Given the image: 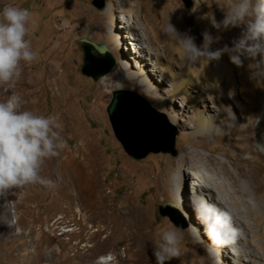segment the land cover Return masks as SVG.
Masks as SVG:
<instances>
[{
    "label": "rangeland",
    "instance_id": "1",
    "mask_svg": "<svg viewBox=\"0 0 264 264\" xmlns=\"http://www.w3.org/2000/svg\"><path fill=\"white\" fill-rule=\"evenodd\" d=\"M93 1H0V10L5 5H14L28 9L32 14L30 26L33 29V33L29 38L34 43H38L39 41L43 43L40 49L38 48V44L35 45L34 50L38 52L37 65L31 69L34 77L43 84L41 97L39 98V106L33 108V110L43 111L45 116L52 115L53 107L51 96L49 88L46 87L49 78L48 72L49 70L61 72L67 62L72 65L70 74L65 76L58 74L57 78L62 81V86L67 90L68 95H76L75 102L80 107L78 111L81 119L80 122L92 132L100 129V127L96 124L97 121L87 106L94 105L97 102L102 90L107 94L96 105H98V109L104 114V127L100 129L104 130V138L100 142L104 155V159L101 161L102 167L104 168L101 180L105 181L106 193H109L106 199L109 209L102 211H90L86 209L83 213H79L74 208L68 207L72 204L69 200L70 198L68 199L66 197L69 188L64 183L61 185V189L57 190L56 180L59 179L55 177L53 178L56 185L54 188L49 189L44 186H38L35 191L36 193H32L33 198L29 200L31 201L29 203L30 209L18 208V202L21 201L18 199L23 197L22 189L24 186L1 191L4 194L6 203L9 206L12 204L14 206L7 213H5V209L0 207V224L8 229V221L19 219L21 213L28 216V220L23 221L21 225L15 227L12 231L9 229L5 233H0V264H99L98 260L103 256L113 259L109 264H137L135 260L137 259L138 249L141 246L146 248L147 254L151 259V264H156L153 251L158 243H160L162 231L172 228L180 229L171 222L169 217L159 215V206H164L165 208L170 206L172 209L178 210L180 212L179 218L181 219V226H187L185 229H180L184 236L182 255L178 259H172L166 262V264H224L222 262L223 259L221 261L218 254L214 257L211 255V247L209 248V246L212 244L209 243L204 226L202 225V231L196 229V225L202 223L197 215V204H193L195 199L192 198V195L189 196L188 194V198L184 201L185 203L181 200L180 196L188 193L187 191L185 193L187 186L185 187V184L182 185L183 182L177 183L174 180L175 172L181 167L182 173L184 170V174L188 175L189 172H193L198 166L197 161L192 165L184 164L180 160V157L185 155L186 150L192 151L195 149L202 156L205 155L222 160L223 163L229 165L231 172L235 176L241 175V171L243 173L248 172V167L252 166L256 175L259 173V178L262 180L264 179V159L249 154L247 150L248 145L241 141V137L231 133L229 139H222L220 137H214L212 139L204 137L194 138L191 136L192 133H197L199 130V126L197 125L196 119L194 120L193 115L194 109L200 107V103L195 100L198 97L195 86L201 82L200 73L199 71L194 72L191 70L180 76L179 74L182 71L179 68V64L175 60L167 59L164 55L167 48L164 42L151 44L148 36L143 35V38L140 40V47L142 48L141 54L151 59L149 49L153 47L156 54L157 52L159 53V63L163 67H168L172 75H178L183 81L186 79L189 82L191 91H194V94L189 99L187 109L181 106L182 98L178 95L176 96L181 99H177L178 102L171 104L172 107L168 108L165 112L153 107V101L156 102L160 99L159 97L170 95L168 92L170 91L168 82L171 83V80L168 79L169 76L166 79L167 83L161 87L160 91L153 90L154 92L149 95L137 85L131 82L125 83V80H130L127 73L131 67H137L138 65L136 63L138 55L135 56L130 52L131 47L134 48L135 42L130 41L128 38L123 37L122 41H120L121 46L119 45L117 52L119 55L113 54L110 51L111 55L117 61V67L114 72L97 79L84 75L81 72V66L84 64V52L81 41L86 39L91 43L107 44V30L97 28L91 24V15L89 18L85 9L88 7V9L93 11L102 12L107 6L108 0H104L105 7L102 9L94 6ZM153 1L159 3L161 11L167 17H179L183 25H186L185 23L188 21L191 22V28L193 27L194 32L202 37V39L200 38L201 41H195V43L197 46L203 43V35L200 34L198 29L199 20L197 14L198 6L200 4L203 5V3L199 2V0H192L193 4L191 8L187 9L182 0ZM208 4L212 6L220 21H222L224 19L223 15L215 1L209 0ZM205 15L208 17V22L212 27V30L210 32L208 31L214 41L211 45V50L223 49L225 42L219 41L218 35L216 34L219 28L213 26L209 14ZM54 17L57 18L58 24H65L67 28L77 26L78 29L72 35L67 33L62 34L56 29L57 25L53 22ZM135 19H137L136 16ZM120 23L121 20L118 21V24ZM119 31L122 34L126 30L119 29ZM222 33L226 38V43L229 44V48L232 47V42L234 41L233 36L236 39L241 36L235 27L224 29ZM134 34H137L135 30ZM166 43H172V41L168 40ZM173 45L177 47L176 43ZM170 46L172 47V44ZM94 54L97 58H103L96 53ZM221 57H227L229 59L228 61L226 60L228 67L232 68L236 66L231 62L227 52H224ZM155 58L154 61L158 62V58ZM127 59L130 63L125 66L122 63ZM245 61L249 62L251 60L246 59ZM217 62L221 64L220 59ZM154 67L157 68L158 66L155 65ZM152 74L150 72L152 80L154 79L155 83L160 85L159 79H155ZM110 75H117V77L118 75H125L126 79H123L124 85L117 87L113 85L116 79H112L105 82L109 84L108 87L100 89V85L105 84L101 79ZM159 76L161 75L159 74ZM233 78L235 79L234 75ZM119 90H129L138 93L158 113H161L165 117L164 119L162 117L158 118L166 124L171 132L176 133L175 147L178 152L176 157L171 154L160 153L150 154L141 161H134L124 152L114 135L107 113V107L112 100V93ZM16 91L21 94V91ZM239 95L241 99L242 94L240 91ZM259 105L263 113L264 95L259 99ZM236 112L238 117H240V110H236ZM168 113H172L174 117L178 116L182 118L183 121L173 122L169 119ZM258 124V121L252 122V126L258 127ZM219 134L222 135V133ZM106 136L112 142L107 144ZM62 137L67 141V146L64 150L75 160L74 167H81L80 164L81 162L83 163L84 157L79 140L77 138L69 140L63 135ZM240 150L245 151L241 152ZM258 150L264 151V145L261 141L256 142L254 145L253 151ZM224 154L229 156L226 157ZM44 173L42 172L41 174L44 176ZM204 173L206 178L213 177V174L209 171ZM188 176L190 181L193 180L191 175ZM215 178L217 179V177ZM155 179H158V181ZM179 189H183L182 192ZM219 196L221 195L219 194ZM41 199H44L41 209L47 208V210L41 215L40 221H37L33 215L37 216L41 211L38 208V202ZM233 199L234 195L229 201L233 202ZM179 201L181 203H178ZM50 202L52 204L48 206ZM170 213L174 214L171 211ZM81 214L86 216L87 221L85 223L81 221ZM127 228L129 232L135 234L136 239L128 236ZM18 229L19 232L16 233L15 231ZM95 230L99 231L95 232ZM93 234H98V237L95 239L91 238ZM138 235L141 236V240H138ZM234 247L235 245H230L227 248L228 256L226 255L227 261L229 259L232 263L235 260L238 261V256L232 253ZM195 249L197 250L195 251ZM247 251L249 250L247 249ZM195 252L204 258V262L193 259L192 255ZM26 259L29 261H26Z\"/></svg>",
    "mask_w": 264,
    "mask_h": 264
},
{
    "label": "bare ground",
    "instance_id": "2",
    "mask_svg": "<svg viewBox=\"0 0 264 264\" xmlns=\"http://www.w3.org/2000/svg\"><path fill=\"white\" fill-rule=\"evenodd\" d=\"M2 1V0H0ZM209 0H199L200 4L197 8L198 20H199V32L202 35L204 32H210L212 27L208 22V17L204 14H209L211 22L213 19L216 23H220V19L216 14L215 10L208 4ZM215 1V0H214ZM225 5H230L232 0H224ZM217 5V4H216ZM224 18V11L218 8ZM87 16L90 18L91 24L100 29L107 30V44L108 51L113 54H117L120 41L124 38H129L130 41L135 42L134 48L131 47L130 52L137 56L136 63L137 67L132 66L127 75H129V81L125 80V83L131 82L137 85L146 94H152L153 90L157 92L161 90V87L167 83L166 79L169 76L170 91L169 96L159 97L160 99L156 102L153 101V107L157 110L166 111L172 107L171 104H176L177 99H181V106L184 109L188 108L189 99H191L194 91H191L189 82L184 81L178 75H172L168 67H163L160 61L159 53L155 52L152 48L149 49V56L151 59L144 57L141 54L142 48L140 47V40L143 35H147L151 44L155 42H164L167 46L164 55L167 59L175 60L179 64V68L182 74L191 70L199 71L201 82L195 86V91L198 95L196 102L200 103L198 109H194V120L196 119L199 130L197 133H192L191 136L204 137L212 139L214 137H220L222 139H229V135H237L241 137V141L248 145L249 154L252 156L264 159V151L258 150L253 151L256 142L261 141L264 145V111L262 113L259 105V99L264 95V77L252 78L249 64L253 61H245L242 67L234 66L228 67L226 57H221V64L217 61H201V62H190L188 61L180 47L173 45L175 42L167 37L163 29L167 25L168 21L175 26V28L181 34L188 33L195 37V41H201L202 37L194 32L193 27L191 28V22H186L183 25L179 17H167L160 9L159 3L153 0H108L107 6L102 12H96L86 7L85 9ZM135 16L137 19H135ZM213 17V18H212ZM121 20L120 25L118 21ZM39 21V18H38ZM53 22L57 25L56 29L62 34H74L78 29L77 26L67 28L65 24H58L57 18H53ZM213 23V22H212ZM119 29L126 30L122 34ZM241 35L244 31V26L235 27ZM134 30L137 34H134ZM223 26L217 31L218 40L225 42L224 46H228L226 38L222 31ZM133 37V38H131ZM201 38V39H200ZM236 40V37L233 36ZM172 41V43H166ZM32 41V40H31ZM39 45V49L42 46V42L34 43L32 46L35 49V45ZM172 44V47L170 46ZM133 46V44H132ZM200 46V45H199ZM215 49V48H214ZM158 58V62L154 61V58ZM162 58V55H161ZM57 59V58H56ZM156 59V58H155ZM259 59V57H257ZM154 61V62H153ZM122 63V62H121ZM129 60L123 61V65H128ZM120 64V62H119ZM37 65L35 61L30 66H25L20 81L17 83L15 90L21 91L25 104L24 108L32 110L37 114H43V111H35L33 108L39 106V98L41 97L43 84L37 80L32 72V68ZM158 66L155 68L154 66ZM72 65L66 63L61 72L56 70H49L48 82L46 87L49 88V93L52 102V114H58L60 122L63 125L62 135L73 140L77 138L80 143L81 151L84 157L81 167H74V158H72L66 150H62L59 156L47 161L44 165L43 171L44 176L53 179L54 177L59 180L57 182V190L61 189V185L65 183L68 189L66 197L72 202L69 208H74L79 213H83L84 210L90 211L106 210L109 209L106 193L105 181L101 180V175L104 170L101 161L104 159L102 146L100 142L104 138V130L102 132L101 127H104V114L98 109L97 102L103 100L107 94L101 91V96L97 99L94 105L87 106L92 111L93 117L97 121V125L100 129L90 131L88 127L84 126L80 122L78 111L79 105L75 102L76 95L70 94L62 86V81L58 80L57 75L63 76L70 74ZM150 72H152L155 79H159L160 85L155 83V80L151 78ZM236 72V73H235ZM161 76H159V74ZM230 75V76H229ZM235 76V79L233 78ZM229 76V77H228ZM116 79L113 85L122 87L124 85L123 79H126L125 75H110L103 77L101 80L103 83ZM109 84L105 83L100 85V89L108 87ZM32 89V90H31ZM239 91L242 94L240 99ZM192 92V93H191ZM181 96L178 97V96ZM5 93L0 91V99H4ZM210 103V105H208ZM173 110V109H172ZM236 110H240V117H238ZM167 113V112H166ZM169 119L174 121H183L182 118L168 113ZM258 121V127L252 126V122ZM103 133V134H102ZM219 133H222L220 135ZM231 133V134H230ZM200 134V135H199ZM107 144L112 142L106 136ZM241 152L245 150H240ZM226 157L229 155L224 154ZM180 160L184 164L192 165L197 161V168L193 172H189L193 180L190 181L189 176L182 173V168L175 172V181L177 183L183 182L188 193L182 195L181 200L185 203V199L192 195L195 199L193 204H198L200 198L207 201L210 204H214L220 208H226L232 210L234 213V219L236 226L240 229L241 235L239 236L235 247L232 250L238 261L235 260L230 262L227 261L229 246L217 247L213 245L211 247V255L219 256L223 259L224 264H264V179L262 180L260 174L256 175L253 167H248V172H240L241 175L235 176L231 172L229 165L223 163L222 160H217L210 156H202L197 150H186L185 155L180 157ZM211 172L212 178H206L204 172ZM217 177V179L215 178ZM224 177V179H222ZM158 181V179H155ZM195 180V181H194ZM246 180V181H244ZM191 185V186H189ZM39 184L26 185L22 189L23 197L18 202V208L30 209L29 203L33 198L32 193H36V189ZM43 187V186H42ZM183 189H179L182 192ZM174 192V191H173ZM178 192V191H177ZM180 192V193H181ZM184 193V192H183ZM159 194V193H158ZM157 194V195H158ZM219 194L221 196H219ZM175 195V193H174ZM234 195L233 202H230V198ZM22 196V195H20ZM41 199L38 202V208H42ZM197 200V201H196ZM187 202V201H186ZM178 203H181L180 201ZM52 202L48 204L50 206ZM12 205L6 203L4 194L0 191V207L5 209L7 213ZM47 208L41 209L38 215H33L37 221H40L41 215L46 212ZM191 213V212H190ZM28 220V216L23 213L20 214L19 219L8 221L7 227L0 224V233H5L7 230L14 229L21 225L23 221ZM81 221L84 223L87 221L86 216L81 214ZM88 225V223H87ZM202 225H196L198 231H202ZM99 230H95L97 232ZM127 233L130 238L136 239L133 232ZM19 232V229L15 231ZM66 232V231H65ZM260 234V235H258ZM98 234L91 235V238L95 239ZM138 240H141V236H137ZM256 239V240H255ZM206 240V239H205ZM208 241V240H207ZM213 249V250H212ZM247 249L249 251H247ZM197 249H195L196 251ZM137 264H151V259L147 254L145 247L141 246L138 249ZM227 255V256H226ZM196 261L204 262V258L195 253L192 255ZM232 259V257L229 256ZM201 259V260H200ZM26 261H29L26 259ZM113 261L112 258L107 256L101 257L98 260L99 264H109ZM227 261V262H226Z\"/></svg>",
    "mask_w": 264,
    "mask_h": 264
},
{
    "label": "clouds",
    "instance_id": "3",
    "mask_svg": "<svg viewBox=\"0 0 264 264\" xmlns=\"http://www.w3.org/2000/svg\"><path fill=\"white\" fill-rule=\"evenodd\" d=\"M215 3L226 11L220 23L213 19L214 27L244 26L231 48L226 45L223 49L211 50L214 41L208 32L202 33L203 43L197 46L193 36L181 34L169 21L164 34L180 47L190 62L218 61L227 52L237 67H242L246 59L253 61L249 64L252 78L264 77V0H232L227 6L224 0H215ZM31 16L28 9L14 5H5L0 10V91L5 93V98L0 99V191L36 184L54 188L55 181L41 173L45 163L59 156L67 146L59 115L45 116L25 109L23 97L15 90L25 66L38 59L29 38L33 33ZM196 211L213 245L236 244L241 231L232 210L200 198ZM183 241L180 229L163 230L160 243L153 251L156 264L178 259L183 253Z\"/></svg>",
    "mask_w": 264,
    "mask_h": 264
},
{
    "label": "water",
    "instance_id": "4",
    "mask_svg": "<svg viewBox=\"0 0 264 264\" xmlns=\"http://www.w3.org/2000/svg\"><path fill=\"white\" fill-rule=\"evenodd\" d=\"M182 1L187 9L191 8L192 0ZM93 5L102 9L105 7V1L94 0ZM81 44L84 52L81 72L84 75L97 79L114 72L117 61L105 45L91 43L86 39L82 40ZM94 53L103 58L95 57ZM107 113L116 139L132 160L141 161L150 154L160 153L177 156L176 133L171 132L158 118L165 117L138 93L129 90L114 91ZM158 213L162 217H169L178 228H187L186 225L181 226L178 210L170 206H159Z\"/></svg>",
    "mask_w": 264,
    "mask_h": 264
}]
</instances>
